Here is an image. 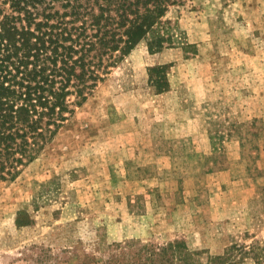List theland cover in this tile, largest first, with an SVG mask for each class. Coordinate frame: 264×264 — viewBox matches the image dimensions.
<instances>
[{
  "label": "rangeland",
  "instance_id": "rangeland-1",
  "mask_svg": "<svg viewBox=\"0 0 264 264\" xmlns=\"http://www.w3.org/2000/svg\"><path fill=\"white\" fill-rule=\"evenodd\" d=\"M180 2L163 19L174 45L139 43L0 181V264L175 241L204 264H255L234 247L264 246V0Z\"/></svg>",
  "mask_w": 264,
  "mask_h": 264
},
{
  "label": "trees",
  "instance_id": "trees-1",
  "mask_svg": "<svg viewBox=\"0 0 264 264\" xmlns=\"http://www.w3.org/2000/svg\"><path fill=\"white\" fill-rule=\"evenodd\" d=\"M180 1L0 0V181L35 160L139 43L151 53L174 45L163 19ZM160 80L164 90L165 77ZM116 249L101 264H204L199 251L180 241ZM234 249L264 264V246ZM224 259L207 256L205 264Z\"/></svg>",
  "mask_w": 264,
  "mask_h": 264
}]
</instances>
